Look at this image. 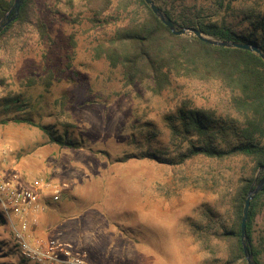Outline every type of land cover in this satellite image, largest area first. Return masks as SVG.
I'll list each match as a JSON object with an SVG mask.
<instances>
[{"label":"rangeland","instance_id":"rangeland-1","mask_svg":"<svg viewBox=\"0 0 264 264\" xmlns=\"http://www.w3.org/2000/svg\"><path fill=\"white\" fill-rule=\"evenodd\" d=\"M88 1L37 0L48 28L46 40L31 24L0 39V98L22 94L35 108L28 116L77 144L50 142L27 122L0 123V135L13 140L6 141L13 151L3 170L28 185L24 187L41 176L63 186L61 200L48 208L45 229L70 242L92 264L223 263L225 243L212 235L205 241L200 232L209 226L212 234L217 228L211 217L228 211L229 197L222 195L232 193L249 167L241 157L220 161L197 156L173 163L188 142L168 121L190 98L221 109L223 93L216 82L185 76L161 91L151 80L128 84L122 68L98 56L96 47L114 29L112 18L123 3L131 10L143 7L136 0H114L104 12L112 24L104 25L95 21ZM168 1L179 14L205 12L207 20L236 29L246 26L242 18L248 9L264 11V0H233L230 8L229 0L222 8L218 0ZM18 108L0 106V120L26 115ZM262 204L253 228L264 264V200ZM0 264H34L21 256L1 206Z\"/></svg>","mask_w":264,"mask_h":264},{"label":"trees","instance_id":"trees-1","mask_svg":"<svg viewBox=\"0 0 264 264\" xmlns=\"http://www.w3.org/2000/svg\"><path fill=\"white\" fill-rule=\"evenodd\" d=\"M125 1V0H122ZM132 3V0H130ZM141 8L131 10L128 3L118 9L114 29L109 28L96 47L98 56H105L114 67H121L128 84L151 80L161 91L174 83L177 77H188L216 82L224 95L225 106L208 108L198 105L190 98L181 104L177 112L168 116L170 128L176 134H183L188 142L173 163L181 164L197 156L215 158L220 161L241 157L249 171L241 175L229 197L228 211L222 217H211L214 225L201 229L203 239L209 236L225 243L227 258L216 264H248L241 236V220L245 200L255 180L264 176V59L256 52L233 47H224L205 42L197 36L175 35L154 14L145 0H136ZM158 5L179 25L201 29L206 35L221 40L256 43L264 52V11L251 10L244 14L239 29L216 20H207L205 12L199 11L188 17L179 14L168 0H155ZM233 0L228 1L231 7ZM15 0H0V20L8 13ZM101 3L94 7L92 4ZM226 0H218L222 8ZM37 0H22L18 13L7 26L0 30V39L9 30L31 24L39 28L40 38L46 40L48 28L44 17L36 9ZM114 0H89L90 11L97 16V22L112 24L105 13L113 6ZM104 17V21L101 18ZM241 25V24H240ZM16 105L17 111L25 112L0 120V123L27 122L39 127L49 138L61 146L76 147L77 144L55 134L52 127L37 122L29 113L35 111L18 94L15 98H0V106ZM19 105V106H18ZM158 159L160 156L151 153ZM257 178V179H256ZM264 188L251 201L247 221L250 250L258 264L262 252L255 244L254 223L263 206ZM6 221V220H5ZM212 227V226H211ZM198 228V231L200 230ZM215 264V263H214Z\"/></svg>","mask_w":264,"mask_h":264},{"label":"built area","instance_id":"built-area-1","mask_svg":"<svg viewBox=\"0 0 264 264\" xmlns=\"http://www.w3.org/2000/svg\"><path fill=\"white\" fill-rule=\"evenodd\" d=\"M12 151L10 145L0 147V163ZM62 193L58 182L41 176L35 185L24 187L5 177L0 168V206L21 256L34 264H92L70 242L35 234L41 215L50 204L61 200Z\"/></svg>","mask_w":264,"mask_h":264},{"label":"water","instance_id":"water-1","mask_svg":"<svg viewBox=\"0 0 264 264\" xmlns=\"http://www.w3.org/2000/svg\"><path fill=\"white\" fill-rule=\"evenodd\" d=\"M149 7L152 9L154 14L173 32L175 35H191L197 36L201 40L224 47H233V48H241L249 51L256 52L264 59V52L260 48V46L256 43L250 42H238L234 40H221L214 38L212 36L206 35L201 29L194 27H182L178 25L158 4L155 0H145ZM22 0H15L14 4L8 11V13L0 20V30L7 26L11 21L14 20L15 16L10 15L15 11L18 13ZM264 170V165L260 166L259 172ZM264 188V176L255 181V184L250 188L247 198L245 200L242 220H241V236L244 252L247 258L248 264H258L254 259L253 253L250 250L249 245V237L247 233V221L249 217V211L251 206V201L253 198L263 190Z\"/></svg>","mask_w":264,"mask_h":264},{"label":"crops","instance_id":"crops-1","mask_svg":"<svg viewBox=\"0 0 264 264\" xmlns=\"http://www.w3.org/2000/svg\"><path fill=\"white\" fill-rule=\"evenodd\" d=\"M6 141H11V142H13V140L10 138V136H6L5 134H3V135H0V143H2L1 145H9L8 143L9 142H6ZM0 145V146H1ZM2 147V146H1ZM12 147V146H11ZM17 148H18V146H17ZM13 149V148H12ZM7 160V159H6ZM6 160H1V163H0V168H1V170H2V173L4 174V176L5 177H7V178H11V179H15L20 185H22V186H28V185H23V184H21L20 183V181L18 180V179H16V177H13V176H10L9 174H8V171H7V173H6V171H4L3 169V165L5 164V162H6ZM10 162H7V166H8V164H9ZM6 166V167H7ZM15 168V167H14ZM13 169V168H12ZM18 178V177H17ZM32 185H30V187H31ZM49 210H51V209H47L46 211H44L43 212V214L41 215V223H40V225L35 229V234H37V235H44V236H52L53 234H52V231H47L46 229H45V222H46V216H47V214H48V212H49Z\"/></svg>","mask_w":264,"mask_h":264}]
</instances>
